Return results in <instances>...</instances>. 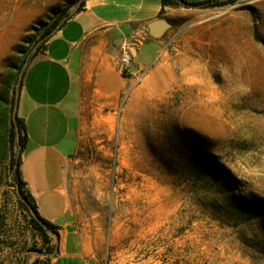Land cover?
Returning a JSON list of instances; mask_svg holds the SVG:
<instances>
[{"label":"rangeland","instance_id":"obj_1","mask_svg":"<svg viewBox=\"0 0 264 264\" xmlns=\"http://www.w3.org/2000/svg\"><path fill=\"white\" fill-rule=\"evenodd\" d=\"M85 1L0 0V96ZM162 18L164 48L114 114L87 103L68 168L79 228L103 236L102 264H264V208L233 201H264V0ZM25 216L3 174L0 264L47 262Z\"/></svg>","mask_w":264,"mask_h":264},{"label":"crops","instance_id":"obj_2","mask_svg":"<svg viewBox=\"0 0 264 264\" xmlns=\"http://www.w3.org/2000/svg\"><path fill=\"white\" fill-rule=\"evenodd\" d=\"M161 0H86L26 69L17 115L27 137L20 179L39 215L57 227L50 234L56 256L46 264H102L103 236L78 225L68 191V168L77 155L88 102L114 114L134 84L164 48L148 25L158 20ZM125 50L133 56L124 72Z\"/></svg>","mask_w":264,"mask_h":264},{"label":"trees","instance_id":"obj_3","mask_svg":"<svg viewBox=\"0 0 264 264\" xmlns=\"http://www.w3.org/2000/svg\"><path fill=\"white\" fill-rule=\"evenodd\" d=\"M234 2L235 0H213L204 3L190 4L185 0H161L163 7L183 6L185 8H217L228 4H233ZM84 6L85 3L82 2L76 13H79ZM162 15L163 12L160 13V17H162ZM65 23L66 22L63 24ZM63 24L60 25L56 31H58L63 26ZM46 35L53 36L54 34L52 30H49L46 32ZM52 36H50V38ZM255 37L258 39L257 27H255ZM50 38H44L41 44L40 53L45 50L46 44ZM38 54H36V57ZM26 69L27 68L24 66L19 67V70L21 71V78H16L17 80L15 81L19 82L20 86H22ZM4 89L5 91L3 95L0 96V177H2L3 174H7L8 180L16 189L19 205L26 215L25 217L28 228L31 230L33 235L38 237L42 242V247L34 251L39 255H46L48 257L47 262L44 263L46 264L52 257L56 256V250L55 247L52 246V239L49 233L53 234L54 236H58V228L39 215L36 205L33 204L29 196L24 192L25 183L20 179V165L21 154L25 149L27 137L25 135V126L17 115L18 96L20 90L16 92L12 83H8ZM16 148L19 149L18 155L16 153ZM216 168L219 171L221 177L224 178V185L228 186V179L231 177L229 170L221 163H217ZM233 201L237 205L236 215L247 214L250 218H257L260 217L261 213L263 212V200H251L239 196L237 200ZM33 264H41V262L40 260H35Z\"/></svg>","mask_w":264,"mask_h":264},{"label":"water","instance_id":"obj_4","mask_svg":"<svg viewBox=\"0 0 264 264\" xmlns=\"http://www.w3.org/2000/svg\"><path fill=\"white\" fill-rule=\"evenodd\" d=\"M172 28L170 22L164 18H160L148 25L149 34L154 39H161Z\"/></svg>","mask_w":264,"mask_h":264},{"label":"built area","instance_id":"obj_5","mask_svg":"<svg viewBox=\"0 0 264 264\" xmlns=\"http://www.w3.org/2000/svg\"><path fill=\"white\" fill-rule=\"evenodd\" d=\"M133 62V56L132 54L128 51L125 50V52L123 53L122 59H121V68L124 72H128L131 69V65ZM144 79V74L138 73L134 75V84L132 86V88L138 84H140ZM131 90V89H130Z\"/></svg>","mask_w":264,"mask_h":264}]
</instances>
